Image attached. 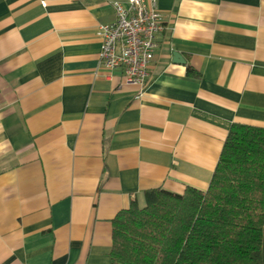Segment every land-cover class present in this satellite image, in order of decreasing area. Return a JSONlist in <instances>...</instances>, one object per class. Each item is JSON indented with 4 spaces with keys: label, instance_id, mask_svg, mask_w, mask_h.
Returning <instances> with one entry per match:
<instances>
[{
    "label": "crops",
    "instance_id": "crops-1",
    "mask_svg": "<svg viewBox=\"0 0 264 264\" xmlns=\"http://www.w3.org/2000/svg\"><path fill=\"white\" fill-rule=\"evenodd\" d=\"M116 2L0 0V264H112L120 211L206 190L232 125L264 127V0H157L140 98L99 61Z\"/></svg>",
    "mask_w": 264,
    "mask_h": 264
},
{
    "label": "trees",
    "instance_id": "trees-1",
    "mask_svg": "<svg viewBox=\"0 0 264 264\" xmlns=\"http://www.w3.org/2000/svg\"><path fill=\"white\" fill-rule=\"evenodd\" d=\"M145 199L114 218L112 264H263L264 127L232 125L206 190Z\"/></svg>",
    "mask_w": 264,
    "mask_h": 264
},
{
    "label": "built area",
    "instance_id": "built-area-1",
    "mask_svg": "<svg viewBox=\"0 0 264 264\" xmlns=\"http://www.w3.org/2000/svg\"><path fill=\"white\" fill-rule=\"evenodd\" d=\"M116 20L101 24L100 64L113 70L121 68L125 81L139 87L140 98L149 83V67L158 44L156 33L164 27L157 0H129L127 6L116 2Z\"/></svg>",
    "mask_w": 264,
    "mask_h": 264
},
{
    "label": "water",
    "instance_id": "water-1",
    "mask_svg": "<svg viewBox=\"0 0 264 264\" xmlns=\"http://www.w3.org/2000/svg\"><path fill=\"white\" fill-rule=\"evenodd\" d=\"M175 59H176V61H181V62L184 61L182 56L180 54H178V53L175 54Z\"/></svg>",
    "mask_w": 264,
    "mask_h": 264
}]
</instances>
